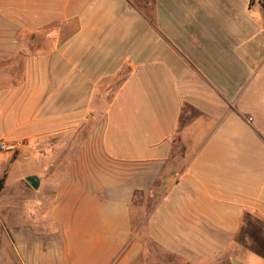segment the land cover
Instances as JSON below:
<instances>
[{
    "label": "crops",
    "instance_id": "0c3cea01",
    "mask_svg": "<svg viewBox=\"0 0 264 264\" xmlns=\"http://www.w3.org/2000/svg\"><path fill=\"white\" fill-rule=\"evenodd\" d=\"M263 2L0 0V264H264Z\"/></svg>",
    "mask_w": 264,
    "mask_h": 264
},
{
    "label": "built area",
    "instance_id": "2783aa9c",
    "mask_svg": "<svg viewBox=\"0 0 264 264\" xmlns=\"http://www.w3.org/2000/svg\"><path fill=\"white\" fill-rule=\"evenodd\" d=\"M251 121V118L249 119ZM24 146L23 141H0V153H18Z\"/></svg>",
    "mask_w": 264,
    "mask_h": 264
},
{
    "label": "rangeland",
    "instance_id": "374dc122",
    "mask_svg": "<svg viewBox=\"0 0 264 264\" xmlns=\"http://www.w3.org/2000/svg\"><path fill=\"white\" fill-rule=\"evenodd\" d=\"M150 1L151 0H138V3H139L138 6L141 7L146 12H151V4H150ZM157 255L164 257V255L161 254V253H159V252H158Z\"/></svg>",
    "mask_w": 264,
    "mask_h": 264
},
{
    "label": "water",
    "instance_id": "95a60500",
    "mask_svg": "<svg viewBox=\"0 0 264 264\" xmlns=\"http://www.w3.org/2000/svg\"><path fill=\"white\" fill-rule=\"evenodd\" d=\"M26 182L34 189H37L39 187V181L35 177L27 178ZM233 264H237V263L234 262Z\"/></svg>",
    "mask_w": 264,
    "mask_h": 264
},
{
    "label": "trees",
    "instance_id": "16d2710c",
    "mask_svg": "<svg viewBox=\"0 0 264 264\" xmlns=\"http://www.w3.org/2000/svg\"><path fill=\"white\" fill-rule=\"evenodd\" d=\"M263 7H264V2H263ZM3 187H4V180H1L0 181V192L3 189Z\"/></svg>",
    "mask_w": 264,
    "mask_h": 264
}]
</instances>
